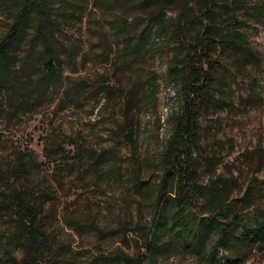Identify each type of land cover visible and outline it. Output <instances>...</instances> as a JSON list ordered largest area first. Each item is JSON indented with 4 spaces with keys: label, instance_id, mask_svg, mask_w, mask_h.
<instances>
[{
    "label": "rangeland",
    "instance_id": "374dc122",
    "mask_svg": "<svg viewBox=\"0 0 264 264\" xmlns=\"http://www.w3.org/2000/svg\"><path fill=\"white\" fill-rule=\"evenodd\" d=\"M17 2L0 0V39ZM217 2L232 8L209 17L199 0H48L62 77L37 83L42 44L31 27L11 69L27 92L0 96V264L23 255L4 204L11 185L36 197L50 238L45 264H210L170 223L162 237L168 250L156 262L147 250L159 224L153 199L161 155L184 106L171 66L184 68L176 53L195 44L174 21L188 15L201 13L196 29L212 23L224 38L241 32L254 47L210 51L217 66L198 118L199 182L212 188L223 177V195L239 210L264 206V0ZM160 8L163 20L152 23ZM249 185L250 201L241 200ZM205 208L200 197L197 212ZM247 254L244 264H264V250Z\"/></svg>",
    "mask_w": 264,
    "mask_h": 264
},
{
    "label": "trees",
    "instance_id": "16d2710c",
    "mask_svg": "<svg viewBox=\"0 0 264 264\" xmlns=\"http://www.w3.org/2000/svg\"><path fill=\"white\" fill-rule=\"evenodd\" d=\"M143 1L146 5H161L176 0ZM177 1L187 3L192 0ZM199 2L201 11L209 17H213L221 6L232 8L217 0ZM47 4L48 0H18L12 11L7 30L0 39L1 97H23L27 92V86L12 77L11 69L31 27L34 38L42 44L37 83L49 87L62 77L59 52L52 39L55 20ZM200 15H188L174 21L180 26V31L193 36L189 42L195 44L188 51L176 53V58L184 57V68H179L178 63L171 66L172 76H179L181 81L184 106L173 121L171 135L161 155V175L153 199L154 214L159 216V224L150 232L147 250L150 260L154 262L162 252L168 250L172 244L162 243V237L170 223L177 239L192 249L203 251L210 264H221L222 259L227 264H244L248 249L256 247L264 250V206L239 210L235 200L229 201L223 195V177H219L220 180L212 188L202 186L199 182L200 163L194 155V148L198 141L202 98L210 92L217 66L210 51L218 46L225 49V43H228L226 47L229 52L242 48L254 52V47L244 45L246 39L241 32L228 39L212 23L205 24L204 29H196ZM163 18L164 9L160 8L152 14L151 21L156 24ZM138 45L140 43L137 42L135 46ZM192 50L193 54H198L197 57L191 53ZM129 138L132 139L131 134ZM51 146H55L54 140L46 143V147ZM252 194L253 186L249 185L241 200L250 201ZM200 197L205 198V214L197 212ZM4 204L13 222L10 237L23 248V255L15 260L16 264H45L50 238L38 223L36 197L30 196L23 188L11 185ZM120 256L128 259L125 254Z\"/></svg>",
    "mask_w": 264,
    "mask_h": 264
}]
</instances>
